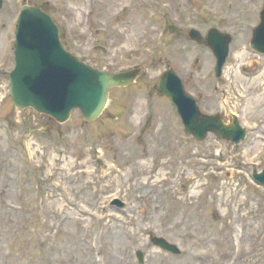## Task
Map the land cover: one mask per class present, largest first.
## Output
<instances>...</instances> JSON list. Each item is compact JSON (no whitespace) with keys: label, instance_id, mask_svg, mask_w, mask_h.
<instances>
[{"label":"rangeland","instance_id":"374dc122","mask_svg":"<svg viewBox=\"0 0 264 264\" xmlns=\"http://www.w3.org/2000/svg\"><path fill=\"white\" fill-rule=\"evenodd\" d=\"M27 2L51 15L67 49L84 62L110 73L146 70L134 84L112 89L92 122L77 111L59 124L17 110L7 73L21 0H2L0 264H140L137 250L142 264H264V189L251 177L264 167V98L254 99L264 96V56L249 48L264 0ZM211 27L232 37L217 79L211 51L188 37L190 28L205 35ZM167 68L203 113L224 122L236 114L246 138L234 145L208 133L198 143L186 134L156 88ZM158 174L168 179L145 184ZM155 235L181 253L154 246Z\"/></svg>","mask_w":264,"mask_h":264},{"label":"water","instance_id":"95a60500","mask_svg":"<svg viewBox=\"0 0 264 264\" xmlns=\"http://www.w3.org/2000/svg\"><path fill=\"white\" fill-rule=\"evenodd\" d=\"M23 3L12 43L15 64L8 74L11 102L18 109L31 107L60 123L68 119L73 109L79 111L83 120H94L103 110L109 90L132 83L138 70L109 74L84 63L65 49L59 39L58 27L46 12L37 5H27L26 0ZM189 35L211 49L216 57L215 73L218 76L227 55L229 36L215 29H210L205 38L195 30ZM250 47L264 53V9L259 25L253 30ZM157 87L176 105L185 131L196 139H202L208 131L233 142L244 137L236 120L224 125L217 117L200 116L194 101L183 92L179 79L171 70L161 76ZM254 178L264 185V170ZM154 242L177 251L162 239H154Z\"/></svg>","mask_w":264,"mask_h":264},{"label":"bare ground","instance_id":"6f19581e","mask_svg":"<svg viewBox=\"0 0 264 264\" xmlns=\"http://www.w3.org/2000/svg\"><path fill=\"white\" fill-rule=\"evenodd\" d=\"M235 79H237V78H235ZM245 88H243L242 90L240 89V90H237V97H236V99H238V103H240L241 102V98H239L238 97V95L240 94V93H245ZM260 94H258V95H255V98L254 99H256L257 101H258V103H260L262 100H263V98H264V96L262 95V96H260L259 98H257L258 96H259ZM246 101H247V104H249V102L250 101H252V98H250V99H246ZM135 161V163H139V164H143V165H145L146 164V162L145 161H143V162H141V160H138V159H136V160H134ZM163 163V166H164V162H162ZM164 181V179H160V180H158V179H154V180H152L150 183H151V185L152 186H154L155 184H157V183H161V182H163ZM232 201V200H231ZM96 208H97V206H96ZM95 208V209H96ZM104 216H99V218H103ZM115 218V217H114ZM117 220H119V218L117 219ZM145 229H148V227L147 226H145ZM191 255H193V254H191Z\"/></svg>","mask_w":264,"mask_h":264}]
</instances>
